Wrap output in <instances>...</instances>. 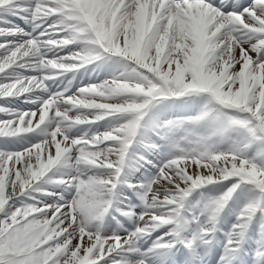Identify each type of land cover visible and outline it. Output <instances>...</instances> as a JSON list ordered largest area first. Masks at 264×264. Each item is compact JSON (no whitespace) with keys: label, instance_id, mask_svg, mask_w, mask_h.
<instances>
[{"label":"snow or ice","instance_id":"1","mask_svg":"<svg viewBox=\"0 0 264 264\" xmlns=\"http://www.w3.org/2000/svg\"><path fill=\"white\" fill-rule=\"evenodd\" d=\"M0 264H264V0H0Z\"/></svg>","mask_w":264,"mask_h":264},{"label":"rangeland","instance_id":"2","mask_svg":"<svg viewBox=\"0 0 264 264\" xmlns=\"http://www.w3.org/2000/svg\"><path fill=\"white\" fill-rule=\"evenodd\" d=\"M80 75H83V78L84 79H86V80H88L89 79V73L88 72H81L80 73ZM88 78V79H87ZM85 80V81H86ZM65 83H66V81H65ZM61 87H63V85H61ZM198 193H193V195H192V197H191V199L193 200V201H195L197 198H198ZM222 228H223V231H226L227 230V226H222ZM247 247V246H246Z\"/></svg>","mask_w":264,"mask_h":264},{"label":"bare ground","instance_id":"3","mask_svg":"<svg viewBox=\"0 0 264 264\" xmlns=\"http://www.w3.org/2000/svg\"><path fill=\"white\" fill-rule=\"evenodd\" d=\"M88 79V78H87ZM86 79L83 78V75H80V73H78V81L79 82H84ZM78 81H74L73 83H77ZM51 83V82H50ZM52 87H55L56 85L52 84Z\"/></svg>","mask_w":264,"mask_h":264}]
</instances>
